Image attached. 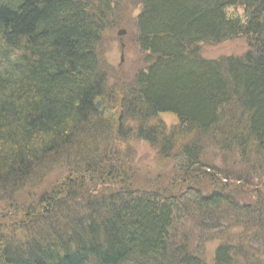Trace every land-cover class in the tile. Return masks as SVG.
Here are the masks:
<instances>
[{
	"label": "trees",
	"instance_id": "obj_1",
	"mask_svg": "<svg viewBox=\"0 0 264 264\" xmlns=\"http://www.w3.org/2000/svg\"><path fill=\"white\" fill-rule=\"evenodd\" d=\"M121 1L0 0V264H264V204L225 201L229 168L209 163L235 153L264 175V0H140L146 69L116 119L97 109V46ZM239 38L242 56L200 54ZM161 115L176 117L172 133L152 125ZM111 136L158 147L176 165L172 183L132 185ZM58 167L64 177L34 198L29 188ZM200 180L218 191L205 196ZM215 213L254 231L209 263L184 219L221 231Z\"/></svg>",
	"mask_w": 264,
	"mask_h": 264
},
{
	"label": "rangeland",
	"instance_id": "obj_2",
	"mask_svg": "<svg viewBox=\"0 0 264 264\" xmlns=\"http://www.w3.org/2000/svg\"><path fill=\"white\" fill-rule=\"evenodd\" d=\"M140 0H122L116 8L115 17L109 21V29L102 34V39L97 46L99 59H101V66L103 74H105L106 88L104 98L97 100V109L103 116L116 118L120 115L119 109L122 107L125 97L129 92L134 91L135 77L137 74L145 69V55L140 51L137 46V25L135 17L140 12ZM233 12V9L230 13ZM248 42L242 38L234 39L232 41H225L222 44H202L201 54L208 59H221L224 57L242 56L247 50ZM163 124L169 134L171 128L179 125L175 116L161 115V118L154 121L152 124ZM174 137V135H173ZM112 136L109 141L105 143L106 149L111 147L112 151L118 153L121 148L126 161H121L127 167L129 173L132 172V185H137V188L141 190H151L156 186H167L172 183V174L176 165L174 162L162 159L159 155L158 147H153L147 144L143 140L131 139L129 142L124 141L120 147V141L114 142ZM211 155L215 152L210 150ZM114 152H112L113 154ZM114 153V154H115ZM251 158L255 161V155L251 154ZM238 154H233L232 158L225 162L220 154L210 157L209 163L215 167L225 166L229 168L228 175L229 180H223L226 184L222 196L225 201H232L238 206L243 204H250L257 206L256 203L264 204V175L258 169L254 168L251 164L249 167L244 166V158L238 159ZM250 160V161H253ZM247 164V162H246ZM63 171L60 168H55L48 174H45L44 179L39 183L34 184L29 188L34 198L41 195L45 190L50 189L55 183H59L62 179ZM221 175L219 176V178ZM240 177V178H239ZM239 178V179H238ZM247 178V181L244 180ZM216 181V183H218ZM219 185V183L217 184ZM196 188H202L205 196L214 193L216 187L208 183L207 181H199L195 184ZM222 186V185H220ZM100 185H93L92 190L100 191ZM24 190V189H23ZM110 191L116 192V188L109 187ZM23 193V192H22ZM191 196V195H190ZM193 215H187V219H184V215L181 217L184 219L185 230H187V241L189 246L194 249L198 254L209 263L215 254V249L222 243H234L239 244L240 238L244 234H253L252 229H243L235 220L228 222L229 219L225 213L224 218L220 213H215L214 218L223 224H228L227 227L220 226L222 230L212 228L211 225L206 226L197 222L190 217ZM178 231H181L177 229ZM264 234V233H263ZM237 249L239 247L235 246ZM258 261H264V252L258 254ZM244 263V262H243Z\"/></svg>",
	"mask_w": 264,
	"mask_h": 264
},
{
	"label": "bare ground",
	"instance_id": "obj_3",
	"mask_svg": "<svg viewBox=\"0 0 264 264\" xmlns=\"http://www.w3.org/2000/svg\"><path fill=\"white\" fill-rule=\"evenodd\" d=\"M200 54H201V53H200ZM201 55H202V54H201ZM202 57H203L204 59H206V60H209V59H208L206 56H204V55H203ZM145 69H146V62H145ZM145 69H144V70H145ZM142 71H143V70H142ZM140 72H141V71H140ZM140 72H139V73H140ZM139 73H138V74H139ZM138 74H137V75H138ZM136 77H137V76H136ZM136 77H135V78H136ZM135 85H136V80H135ZM134 89L138 90V87H136V88H134ZM136 90H135V91H136Z\"/></svg>",
	"mask_w": 264,
	"mask_h": 264
}]
</instances>
